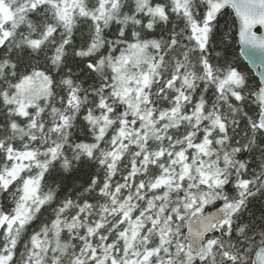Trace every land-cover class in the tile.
<instances>
[{
	"label": "snow or ice",
	"instance_id": "snow-or-ice-1",
	"mask_svg": "<svg viewBox=\"0 0 264 264\" xmlns=\"http://www.w3.org/2000/svg\"><path fill=\"white\" fill-rule=\"evenodd\" d=\"M264 0H0V264H264Z\"/></svg>",
	"mask_w": 264,
	"mask_h": 264
},
{
	"label": "water",
	"instance_id": "water-1",
	"mask_svg": "<svg viewBox=\"0 0 264 264\" xmlns=\"http://www.w3.org/2000/svg\"><path fill=\"white\" fill-rule=\"evenodd\" d=\"M242 59L248 66L249 70L253 73V75L259 79L260 73L264 71V57H256L255 62L253 60L248 59L247 56H242Z\"/></svg>",
	"mask_w": 264,
	"mask_h": 264
},
{
	"label": "trees",
	"instance_id": "trees-1",
	"mask_svg": "<svg viewBox=\"0 0 264 264\" xmlns=\"http://www.w3.org/2000/svg\"><path fill=\"white\" fill-rule=\"evenodd\" d=\"M241 63H242V65L244 66L245 71H247V72L249 73L250 76H252L253 78L257 79V78L253 75V73L248 69V67H247V65L245 64V62L243 61L242 57H241Z\"/></svg>",
	"mask_w": 264,
	"mask_h": 264
}]
</instances>
